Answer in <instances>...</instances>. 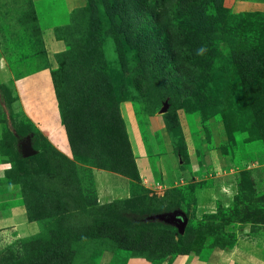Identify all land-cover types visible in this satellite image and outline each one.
<instances>
[{"label": "rangeland", "instance_id": "374dc122", "mask_svg": "<svg viewBox=\"0 0 264 264\" xmlns=\"http://www.w3.org/2000/svg\"><path fill=\"white\" fill-rule=\"evenodd\" d=\"M18 1L0 0V5H9L12 17L26 15L29 0ZM185 2L104 0L93 6L102 11L98 24L88 36L84 32V42L73 51L82 59L91 44L98 51L104 48V72L116 79L107 85L118 102L124 131L112 116L98 129L87 116L71 120L70 115L79 113H72L74 103L69 106L70 97L64 98L68 129L58 106L63 145L54 137L57 129L48 128V107L38 102L34 90L44 78L37 75L27 83L26 76L18 75L48 70L62 88L79 66L67 61L69 69H60L62 59L47 50L48 67H11L10 61L0 66V159L10 167L0 180L10 185L3 189L9 193H2L7 199L0 206L23 204L27 214L18 228H0V264H100L106 252L112 254L110 264H124L129 255L161 264L181 253L207 258L213 247L233 246L237 232L248 225L256 236L264 233V70L260 63L257 71L242 53L253 38L264 57V2L223 0L210 9L216 19L193 12ZM32 3L37 28L60 30L71 17L76 23L71 15L76 8L70 10L63 0ZM141 7V18L131 15ZM180 8L185 12L179 22L175 14ZM122 13L130 29L137 22L142 25L135 32H143L139 38L151 48L136 37L116 35L114 25L120 26ZM150 22L157 24L155 29ZM28 39L33 46L31 36L20 44L24 47ZM180 39H191L204 53L183 54ZM147 60L155 66L143 69ZM68 88L64 95L74 96ZM124 102L132 107L153 179L143 178L138 169ZM104 114L111 113L103 110L99 117ZM27 137L35 152L26 161L22 142ZM175 209L188 217L182 233L162 220H144ZM54 227L61 240L46 234Z\"/></svg>", "mask_w": 264, "mask_h": 264}, {"label": "trees", "instance_id": "16d2710c", "mask_svg": "<svg viewBox=\"0 0 264 264\" xmlns=\"http://www.w3.org/2000/svg\"><path fill=\"white\" fill-rule=\"evenodd\" d=\"M28 2H29L30 10L27 11L28 13L26 15L23 14V16L21 15L17 16L16 14L15 17H12L11 16L12 12H9L8 5L2 6L3 9L5 10L4 13H2L1 17L3 20L2 30L4 29L3 39L5 40L6 44L5 42L2 43L3 41L1 43L5 46L6 53L9 56L8 61L14 62L10 65L11 67L12 66L48 67L49 65H48V61L46 58V54H45L46 49H45L44 41L41 35L43 26L42 27L40 26L39 28L35 27L36 26L35 23H37L36 21L37 16H31L35 10L33 7L34 5L32 3V0H29ZM101 2H104V0H87L85 6L77 7L71 13V15L72 14L76 15V23L73 22L74 17H71L69 25L60 28V30L59 29L56 30L57 38L64 40L67 46L65 50L58 52L56 54V59L57 57L62 59V62H60L59 64L60 65L59 68L69 69L70 66L68 65L67 61L71 63L73 62L74 68H76V66H79L75 70L74 78L75 76H77L76 80L73 81L74 78L72 80L65 79L63 81L62 88L61 86H59V82L57 78L53 76L52 74V82L54 85L56 99H57L59 110H60V116L62 117L61 123L65 124L67 129L69 128L68 127L69 124L65 117L66 101H64V98L70 97L69 106H72V103H74L73 109L77 111V112L75 111L72 113L80 114V115L78 114V115H73V116L70 115L71 120H77V119L83 120V117L86 118L87 116L90 120H92L93 124L98 129V124L104 123L108 119L109 116H112V118H114L113 122H117L116 124L120 128L119 130L124 131V128H123L124 119L121 117L119 105L117 104L118 102L115 100L114 95L111 92H109V88L107 85L109 80L112 83L116 79L114 77L112 78L113 74H110V73L106 74V72H104V65L106 63V57H105L106 55L104 54L105 52L104 48L101 47L100 48L101 51H98V45L94 46L91 44L90 46H93V48L89 49L86 55L82 56V59L80 58L79 55H78V58H76L75 57L76 53H74L73 51V49H75V45H79L84 42V32H86L88 36L91 33V31L95 30L96 28L95 26L98 24V20L101 17L100 12L102 11H97V9L94 8L93 6H95V4H98V6H101L99 4ZM222 3H223V0H187V2H185V4L189 7V9L192 10L193 12L200 13L202 15L204 14L210 17H214L215 19L217 17L215 16L216 14H212V11L210 9L211 7L219 8L221 5H223ZM114 8L115 7H113V10ZM142 10L143 9L141 7L138 11L136 9V12L134 13H132L131 11V15L138 14L137 15L138 18H141ZM178 10H180V12ZM178 10L175 16H176V19L180 22L182 20V15L184 14L185 11H182V8ZM9 14H10V17H9ZM187 15L189 14L187 13ZM119 16L122 22H120V26L114 25L117 29L116 35L121 36V34H123L124 37L125 35H129L130 37L134 38V41L136 37L137 42L140 41L141 44L145 45L146 44L145 39L139 38V36L144 37L145 34L143 32L141 33L135 32V31H142V28H143L142 25H139L137 22L133 25L132 29H130L129 20L126 19L125 14L122 13ZM197 17L201 18V16L198 15L192 19H195ZM124 23L125 24L127 23L128 25H125ZM156 25H157L156 23L150 22L149 27L151 28L153 27L155 29ZM30 36L34 39L33 46H31L32 41L28 39L27 44L23 47L22 46L23 44L22 45L20 44V39L23 41H26L27 37H30ZM23 38H26V39L24 40ZM96 39L98 40V35L94 38L93 41H95ZM99 39L102 41L101 38ZM191 41H192L191 39L187 41L183 39L181 43L178 45H179V48L180 47L183 48L185 52L183 54L187 53V55L189 54V56H194V55H197V50L199 49V47L196 43H194L193 41L191 42ZM34 42H35V45H34ZM187 42L190 43L188 46H187ZM146 46L150 47L149 44L148 45L146 44ZM236 47H239L240 49V45H236ZM155 48L156 49L158 48L159 50L160 46L157 44V47ZM169 48H171V45L168 47V49ZM257 48L258 47H257L255 39L250 38L249 41H247V47L243 49L242 53L244 54V56H246L245 60L253 61L255 65L257 66L256 67L257 71H259L260 63H261L260 64L261 70H264V64H263L264 57L260 56V52L258 50L259 48L258 49ZM40 50H42V53L39 52ZM130 52L131 51L125 53L124 56L126 60H128L127 58L130 56ZM143 56H146V53L143 54ZM153 62H154L153 60L150 61V63L149 61L148 63H145L142 61V68L144 69L145 67H148L149 65L150 67L155 66V63ZM31 63H34V65H32ZM168 65H169L170 70H173L174 64L168 63ZM36 71L37 70L35 71L26 70L22 74L18 75V78H20V76L21 77L27 76ZM73 72H74V69H73ZM108 75L110 76V79L107 77ZM159 79L166 82L163 76H161ZM65 84H68V86H66ZM68 87L72 89L71 93H73L74 96H71L69 93H68V96L64 95V91H65L64 89ZM116 98L118 101L124 100V98L122 97L118 98L116 96ZM103 110L104 111L108 110L110 111L111 114L109 115L104 114L99 117L100 112ZM81 120H77V121H81ZM24 159L27 161L28 159H30V156L24 157ZM156 213H159V212H156ZM59 232L60 231L54 227V229H49L48 231H46V234H49V236L51 237V240L52 239L61 240L62 237L57 236ZM27 241L29 245V241L31 242V240H27ZM49 243H50L49 241L46 242V244H49ZM47 262H48L47 260L42 261V264H46ZM53 263L55 264L57 263V261L53 260Z\"/></svg>", "mask_w": 264, "mask_h": 264}, {"label": "crops", "instance_id": "0c3cea01", "mask_svg": "<svg viewBox=\"0 0 264 264\" xmlns=\"http://www.w3.org/2000/svg\"><path fill=\"white\" fill-rule=\"evenodd\" d=\"M16 1L17 3L19 2L18 0ZM32 1L36 2V0H32ZM249 1L253 3L257 2L259 4L261 2H264V0H249ZM26 2L27 3L24 6H29V2L28 1ZM63 2L66 5V7L71 10L77 7L85 6L87 0H63ZM33 7L35 9V5ZM4 11L5 10L0 5V66L3 65L4 63L6 64L7 62H9L8 61L9 56L6 53L5 46L2 44L5 42V40L3 39L4 29L2 30L3 20L1 19L2 18L1 15L2 13H4ZM41 35L49 56L54 57L56 53L61 52L66 48V43L64 42V40L57 38L56 30L54 26L52 25L43 26ZM37 75L39 76V78L40 77L44 78L43 79L44 82H40L42 84V87H40V83H39L38 86L40 88L34 89L35 91L38 92L37 94L40 95L37 100L38 102L41 101L42 105L45 104L46 108L48 107L47 108L48 116H46V120H48V122H46L48 124V128L54 126L52 128L57 129L56 131L57 134L56 136L54 134V137H57L58 140H60V142L64 145L65 142V138L63 135L64 133L60 125L61 121L59 116L56 94H55L52 78H50L49 71L42 70V72H36L35 74L28 75L24 78H26V81L28 83L31 82L30 80L32 79L34 80V77H37ZM14 80H10L9 83L13 84ZM31 84L32 83H30V85ZM131 109H132L131 105H128L126 102L122 103V113L128 125V132L131 137L132 145H135L137 147L135 149L136 163L143 178L153 179L154 175L151 170L150 162L144 150V146L141 143L142 139L138 128V124L136 122V119H133V116L130 115L133 114ZM42 120L45 119L42 118ZM47 132H49V129ZM9 168H10L9 163L0 159V180L4 177L5 173ZM8 186H10L8 183L2 181L0 182V198H1L0 202H2L3 200L4 202H6L7 198L4 199L2 193L3 194L9 193V190H3ZM26 219H27V214L23 204L0 206V228L16 229L24 222H26ZM260 233L261 234L256 236L253 233L251 226L248 225L245 226L243 230L237 232V240L233 246L215 247V248L213 247V249L208 254L207 258L201 257L196 253H181L171 259L163 261L161 264H264V233L262 232ZM112 260H113L112 254L106 252L102 257V261L100 264H110ZM124 264H152V263L144 256L129 255L125 259Z\"/></svg>", "mask_w": 264, "mask_h": 264}, {"label": "water", "instance_id": "95a60500", "mask_svg": "<svg viewBox=\"0 0 264 264\" xmlns=\"http://www.w3.org/2000/svg\"><path fill=\"white\" fill-rule=\"evenodd\" d=\"M22 152L24 157L29 156L35 152V150L32 148L29 137H27L22 142ZM145 219L162 220L166 223L173 224L177 227L178 231L181 233L185 231V227L188 221V217L186 216V214L178 209L154 213L152 215L145 217L144 220Z\"/></svg>", "mask_w": 264, "mask_h": 264}, {"label": "clouds", "instance_id": "9594fccd", "mask_svg": "<svg viewBox=\"0 0 264 264\" xmlns=\"http://www.w3.org/2000/svg\"><path fill=\"white\" fill-rule=\"evenodd\" d=\"M205 51V48L201 47L197 50L198 54H203Z\"/></svg>", "mask_w": 264, "mask_h": 264}]
</instances>
